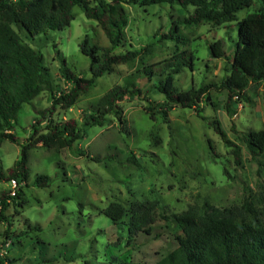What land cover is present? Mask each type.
Wrapping results in <instances>:
<instances>
[{"label": "rangeland", "instance_id": "rangeland-1", "mask_svg": "<svg viewBox=\"0 0 264 264\" xmlns=\"http://www.w3.org/2000/svg\"><path fill=\"white\" fill-rule=\"evenodd\" d=\"M110 1V0H107ZM129 13L124 47L115 53L141 50L129 64L113 66L98 78L70 108L59 107L54 122L75 119L83 126L82 137L71 148L56 151L39 146L29 152L30 177L17 181L16 199H9L0 222V264H124L125 261L155 263L178 247L179 225L174 214L208 205L236 210L250 190L264 181V154L254 156L245 145L236 158L210 121L219 120L234 139L232 125L241 131L264 128V82L248 89L249 100H234L235 113L225 110L224 94H215L216 106L204 112L169 105L164 94L147 92L148 82L139 70L182 51L194 56L193 68L184 67L176 76L180 90L218 82L229 74L238 43V21L259 10L254 0L235 19L220 25L185 23L193 7L179 4L125 5ZM75 19L59 31L36 36L31 45L41 50L55 85L67 82L59 72L60 57L66 56L77 73L91 77L90 57L81 52L86 36L104 46L108 37L79 7ZM177 22L181 39L163 38ZM175 36L178 33H174ZM220 40L229 58L212 56L210 44ZM133 77L145 92L121 102L125 124L109 114L103 126H85L86 115L109 89L123 86ZM148 99V100H147ZM50 95L43 92L18 113L13 132L22 143L31 134L36 108H47ZM152 109V114L146 110ZM163 110L166 111L164 115ZM49 120L39 128L45 131ZM20 146L9 140L0 148V173L14 165ZM37 175L50 181L40 187ZM13 191L11 181L0 180V197ZM119 203L127 215L113 221L105 210ZM150 209L153 223L131 236L128 223L137 205Z\"/></svg>", "mask_w": 264, "mask_h": 264}, {"label": "trees", "instance_id": "trees-1", "mask_svg": "<svg viewBox=\"0 0 264 264\" xmlns=\"http://www.w3.org/2000/svg\"><path fill=\"white\" fill-rule=\"evenodd\" d=\"M254 0H0V148L9 140L20 146V155L7 175L0 173V180L27 181L30 177L29 152L39 146L61 151L71 148L82 137L83 126L75 119L54 122L51 118L59 107L70 108L97 83L98 78L111 71L113 66L129 64L136 60L141 50L115 53L124 47L129 13L125 5L151 6L155 4H179L193 7V12L184 20L186 24L220 25L235 19L236 14ZM259 10L249 13L238 21V43L231 60L228 75L218 82L192 86L180 90L175 85L176 76L184 67L193 68L194 56L182 51L139 70L148 82L147 92L158 91L165 95L168 104L194 109L201 114L205 106H216L214 95L224 94L225 110L233 116L234 100H249L248 89L264 82V0H258ZM79 7L89 19L97 22L110 46H104L86 36L80 44L81 52L90 57L91 77L77 73L71 68L66 56H61L59 72L67 82L64 89L58 88L51 69L45 64L43 52L28 41L49 31H59L75 19L74 8ZM174 33H178L177 36ZM163 38L181 39L180 28L175 22ZM28 40V41H27ZM214 57L229 58L223 42L210 44ZM43 92L50 95L47 108H36L37 116L32 131L24 142L13 132L18 113L25 104ZM145 92L134 78L125 79L123 86L109 89L85 117V126H103L109 114L117 117L122 127L126 119L121 106L126 98L141 96ZM148 100V99H147ZM151 113L152 109L146 107ZM164 115L166 111L163 110ZM49 120L44 132L39 126ZM224 143L231 147L236 158L245 145L252 155L264 154V128L241 131L236 125L231 130L234 139L222 127L219 120L210 121ZM50 177L37 175L35 183L47 186ZM18 194H3L0 197V222L7 221L4 215L9 199ZM119 203L110 205L105 214L113 221L127 215ZM179 225L176 233L178 247L158 262L125 261L124 264H264V181L258 189L250 190L236 210H226L208 205L205 210L190 208L174 214ZM153 223L150 209L137 205L131 213L128 231L131 236L146 231ZM148 232V231H146Z\"/></svg>", "mask_w": 264, "mask_h": 264}, {"label": "built area", "instance_id": "built-area-1", "mask_svg": "<svg viewBox=\"0 0 264 264\" xmlns=\"http://www.w3.org/2000/svg\"><path fill=\"white\" fill-rule=\"evenodd\" d=\"M11 184H12L13 191H11L10 194L12 196H14V195H16V188H17L18 182H17V180L13 179V180H11Z\"/></svg>", "mask_w": 264, "mask_h": 264}]
</instances>
